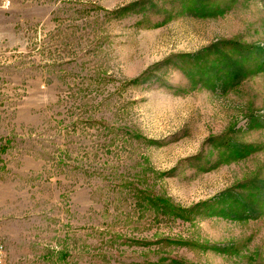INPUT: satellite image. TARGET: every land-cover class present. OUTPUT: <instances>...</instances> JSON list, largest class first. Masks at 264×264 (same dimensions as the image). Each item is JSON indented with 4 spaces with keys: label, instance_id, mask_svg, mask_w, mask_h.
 Instances as JSON below:
<instances>
[{
    "label": "rangeland",
    "instance_id": "obj_1",
    "mask_svg": "<svg viewBox=\"0 0 264 264\" xmlns=\"http://www.w3.org/2000/svg\"><path fill=\"white\" fill-rule=\"evenodd\" d=\"M7 264H264V0H0Z\"/></svg>",
    "mask_w": 264,
    "mask_h": 264
},
{
    "label": "built area",
    "instance_id": "obj_2",
    "mask_svg": "<svg viewBox=\"0 0 264 264\" xmlns=\"http://www.w3.org/2000/svg\"><path fill=\"white\" fill-rule=\"evenodd\" d=\"M0 264H7L6 249L2 243H0Z\"/></svg>",
    "mask_w": 264,
    "mask_h": 264
}]
</instances>
